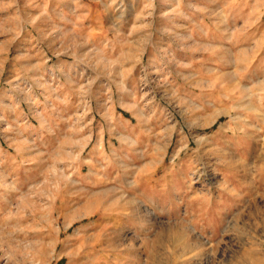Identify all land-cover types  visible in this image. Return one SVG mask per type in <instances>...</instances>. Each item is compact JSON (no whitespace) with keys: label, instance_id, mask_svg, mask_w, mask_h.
<instances>
[{"label":"rangeland","instance_id":"1","mask_svg":"<svg viewBox=\"0 0 264 264\" xmlns=\"http://www.w3.org/2000/svg\"><path fill=\"white\" fill-rule=\"evenodd\" d=\"M155 202L264 264V0H0V264H150Z\"/></svg>","mask_w":264,"mask_h":264},{"label":"crops","instance_id":"2","mask_svg":"<svg viewBox=\"0 0 264 264\" xmlns=\"http://www.w3.org/2000/svg\"><path fill=\"white\" fill-rule=\"evenodd\" d=\"M244 205L247 209L248 204ZM189 206L190 204L187 206L185 205L186 208L182 209L181 217H179V210L173 208V205L155 202L152 204L150 218H142L139 220L141 223L138 222V225L140 228H144L142 231H146V228H148L149 231L148 234L139 235L140 242L143 245H146V243L153 244L147 249L149 256H152L150 259L148 258L150 264H205V259L207 258L212 259V264H239V257L245 260L244 264H248V236L239 237V242L245 244L244 248L238 249L236 246L238 239L234 236V246L228 244L225 246V249L229 252L227 257L218 259L215 258L214 254V249L217 248V245H219L222 240L226 241L228 239V237L220 235L219 232H226L222 230V227L225 226L236 227L235 217L237 214H234L233 218L229 217L243 205L237 206L236 204L229 203L217 206L216 204H208L207 210L201 214L204 216L202 219L198 216L200 214H198V212L195 213L194 210L192 213L194 212L195 214L193 213L192 219H189L188 214L191 209H189ZM222 208H224L227 213H221ZM228 211L230 212L229 214ZM241 215L242 214L239 216ZM247 220L248 219H245V221ZM231 221H235L234 225H231V223L233 224ZM246 223L247 222H245V224ZM178 225H180L178 231H180L182 235L179 240L176 236L171 235L172 237H170L166 234V231H162L164 229L168 231V229L178 227ZM162 227H164V229H162ZM207 228L212 230L205 233V229ZM192 229L196 233L193 232ZM181 249L183 251H181ZM153 252H155V254H153ZM165 258L169 260V263Z\"/></svg>","mask_w":264,"mask_h":264},{"label":"bare ground","instance_id":"3","mask_svg":"<svg viewBox=\"0 0 264 264\" xmlns=\"http://www.w3.org/2000/svg\"><path fill=\"white\" fill-rule=\"evenodd\" d=\"M124 140V139H123ZM230 172V171H229ZM112 203V202H111ZM116 203V202H115ZM110 204V203H109ZM113 204V203H112ZM112 204H110V205H112ZM117 204V203H116ZM114 206V205H113ZM109 207V206H108ZM138 208V207H137ZM135 209H136V207H135ZM134 209V210H135ZM165 227V226H164ZM164 227H162V228H164ZM181 230V229H180ZM162 231H166L167 233L166 234H168L170 237H172V236H176L177 238H178V240H179V238H180V236L182 237V235H181V233H180V231H176V229L174 228V230L173 229H168V231L166 230V229H164V230H162ZM160 234V233H159ZM158 234V235H159ZM167 235V236H168ZM172 235V236H171ZM168 236V237H169ZM159 237H160V235H159ZM166 237V236H165ZM175 237V238H176ZM166 240V239H165ZM164 240V241H165ZM169 240V239H168ZM173 241H174V239H173ZM173 241H172V243H173ZM176 242V241H175ZM183 242H184V240H183ZM169 243V242H168ZM85 245V244H84ZM175 246V245H174ZM185 246V245H184ZM180 247V246H179ZM82 248V247H81ZM180 248H182V247H180ZM78 249V248H77ZM181 251H183L182 249H181ZM60 252V251H59ZM179 252V251H178ZM64 254V253H63ZM67 254V253H66ZM79 254V253H78ZM172 254V253H171ZM59 255H60V253H59ZM62 256V255H61ZM64 256V255H63ZM72 256V255H71ZM170 256V255H169ZM245 256V255H244ZM66 257V256H65ZM74 257V256H73ZM179 257V256H178ZM175 258V257H174ZM92 259V258H91ZM165 259H167V258H165ZM61 260V259H60ZM169 260L167 259V262H168ZM244 261V260H243ZM255 261H256V263L257 264H259V260L258 259H256L255 258ZM169 263V262H168ZM171 263V262H170Z\"/></svg>","mask_w":264,"mask_h":264}]
</instances>
